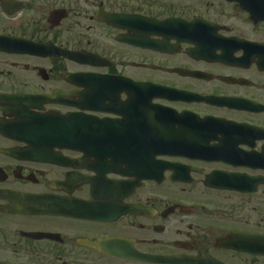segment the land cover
<instances>
[{"label": "flooded vegetation", "instance_id": "obj_1", "mask_svg": "<svg viewBox=\"0 0 264 264\" xmlns=\"http://www.w3.org/2000/svg\"><path fill=\"white\" fill-rule=\"evenodd\" d=\"M18 14L9 36L55 50L0 53L23 67L0 94L63 113L76 75L113 74L183 92L152 103L212 123L195 153L155 156L163 181L140 187L52 138L0 136V264H264V0H0L1 26Z\"/></svg>", "mask_w": 264, "mask_h": 264}, {"label": "rangeland", "instance_id": "obj_2", "mask_svg": "<svg viewBox=\"0 0 264 264\" xmlns=\"http://www.w3.org/2000/svg\"><path fill=\"white\" fill-rule=\"evenodd\" d=\"M141 0H138V2H140ZM139 5V3L137 4ZM79 18V20L77 22H74L75 25L78 26L79 28V32L84 34L85 36H89L92 32V29L94 27V23L90 21V19L86 18L84 16V14H82V16H77ZM237 23H234V26L237 27ZM11 29L9 28V26H7L6 24L1 26L0 25V34H6V33H10ZM12 62H16L15 58L10 57V56H3L0 55V75H3V80H13V77L16 75H22L23 74V67L20 65L18 66V68H12L11 63ZM9 70V72L11 74L9 78H6V73H4L5 71ZM18 80V79H16ZM11 83V82H10Z\"/></svg>", "mask_w": 264, "mask_h": 264}]
</instances>
